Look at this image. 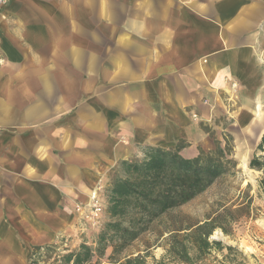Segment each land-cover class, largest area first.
I'll use <instances>...</instances> for the list:
<instances>
[{
  "label": "crops",
  "instance_id": "obj_1",
  "mask_svg": "<svg viewBox=\"0 0 264 264\" xmlns=\"http://www.w3.org/2000/svg\"><path fill=\"white\" fill-rule=\"evenodd\" d=\"M0 55V264H30L120 161L213 152L222 106L264 108V0H7Z\"/></svg>",
  "mask_w": 264,
  "mask_h": 264
},
{
  "label": "trees",
  "instance_id": "obj_2",
  "mask_svg": "<svg viewBox=\"0 0 264 264\" xmlns=\"http://www.w3.org/2000/svg\"><path fill=\"white\" fill-rule=\"evenodd\" d=\"M183 145L174 149L149 146L142 158L120 161L106 187V214L110 220L105 221L96 245L83 242L66 253L57 252L58 247L54 245L36 246L30 264H40L36 257L43 254H50L49 259L51 254L55 255L53 261H44V264H102L101 259L106 256L109 246L113 251L107 259L112 264L135 261L145 264L142 256L122 261L118 255L129 243L149 231L163 215L189 203L220 177L237 172L236 160L221 145L214 153L201 152L194 158L180 154ZM249 166L262 172L258 189L264 193V134ZM252 199L245 193L241 202L220 206L215 216L207 217L203 222L174 220L173 224L164 227L163 234L168 233L165 253L156 264H204L213 251L222 253L220 262L223 264H246V257L236 247L211 240L210 236L216 228L232 234L234 222L241 217H250Z\"/></svg>",
  "mask_w": 264,
  "mask_h": 264
},
{
  "label": "rangeland",
  "instance_id": "obj_3",
  "mask_svg": "<svg viewBox=\"0 0 264 264\" xmlns=\"http://www.w3.org/2000/svg\"><path fill=\"white\" fill-rule=\"evenodd\" d=\"M262 101L264 102L263 99ZM256 102L257 100L255 104ZM231 107L235 109L236 106L231 105ZM231 107L228 103H226V107H221L222 111L220 117H218V130L221 139L216 142L217 147L221 145L222 148L231 153V158L236 160L237 172L233 175L220 177L195 199L163 215L152 225L149 231L129 243L122 250L118 255L122 261L137 259L138 256H142L145 264H156V260L160 259L165 253L168 233L163 234L164 227L173 224L174 220L177 219L188 223L203 222L205 218L215 216L220 206L238 204L242 201V196L248 193L250 197H253L250 217H241L238 221L234 222L231 225L233 233L230 235L225 234L221 228H216L211 234L210 239L220 240L225 245L236 247L246 257V264H264V193H260L258 189L262 172L253 170L249 166L260 140L258 141L253 138L245 130L246 126L251 125L250 119L252 118H248L244 122V116L251 109H248V111L241 109L240 113L237 114L238 117L232 118V115H230V112H233ZM253 120H255V123L251 125V132L253 136H256L262 130L264 131V108L263 112ZM216 150L217 148L209 153H214ZM244 154L247 155L246 167L243 164L244 156L242 155ZM109 220L110 217L106 214L105 221ZM82 227L83 231L76 238H68L69 240L61 238L59 242L50 245L57 246V252L59 253L74 250L83 242L90 246H95L103 226L99 230L88 226L84 227V225ZM112 251L113 247L109 246L106 256L101 259L102 264H112L107 259V256L111 255ZM224 253L226 254L227 251L225 250ZM49 255L43 254V256H37L36 259L40 261V264H44V261L51 262L54 260L55 255L51 254V259L47 258ZM215 259L217 260L215 261ZM222 259L221 252L213 251L204 264H223L220 262ZM132 264H137V261Z\"/></svg>",
  "mask_w": 264,
  "mask_h": 264
},
{
  "label": "built area",
  "instance_id": "obj_4",
  "mask_svg": "<svg viewBox=\"0 0 264 264\" xmlns=\"http://www.w3.org/2000/svg\"><path fill=\"white\" fill-rule=\"evenodd\" d=\"M7 0H0V13ZM5 63V58L0 55V67ZM106 187L98 184L92 189L88 201H76L75 212L80 220V224L84 227H92L97 230L105 223L106 219ZM86 230V229H84Z\"/></svg>",
  "mask_w": 264,
  "mask_h": 264
},
{
  "label": "bare ground",
  "instance_id": "obj_5",
  "mask_svg": "<svg viewBox=\"0 0 264 264\" xmlns=\"http://www.w3.org/2000/svg\"><path fill=\"white\" fill-rule=\"evenodd\" d=\"M260 101V100H259ZM262 102V101H261ZM256 105V104H255ZM261 112H263V107H262V105H258V107L254 110V113H251L250 115L252 116L251 118L252 119H256V117L257 116H259L260 114H261ZM242 156H244L243 157V164H244V166L246 167L247 166V155L246 154H244V155H242Z\"/></svg>",
  "mask_w": 264,
  "mask_h": 264
}]
</instances>
